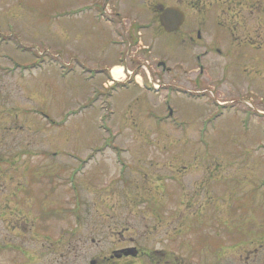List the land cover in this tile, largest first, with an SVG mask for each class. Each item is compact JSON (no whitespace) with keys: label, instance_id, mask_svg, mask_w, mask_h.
I'll return each instance as SVG.
<instances>
[{"label":"rangeland","instance_id":"1","mask_svg":"<svg viewBox=\"0 0 264 264\" xmlns=\"http://www.w3.org/2000/svg\"><path fill=\"white\" fill-rule=\"evenodd\" d=\"M106 1L121 35L141 16L150 55H126L96 17ZM127 2L0 0V264H89L134 245L243 264L239 248L264 245V0H250L248 31L207 33L209 50L234 44L228 57L200 60L176 35L154 40L155 13ZM162 53L173 70L158 79ZM140 64L144 87L106 86L112 66Z\"/></svg>","mask_w":264,"mask_h":264},{"label":"flooded vegetation","instance_id":"2","mask_svg":"<svg viewBox=\"0 0 264 264\" xmlns=\"http://www.w3.org/2000/svg\"><path fill=\"white\" fill-rule=\"evenodd\" d=\"M135 0H129L127 2L130 10L133 7ZM147 1V0H146ZM173 2L174 0H150L148 3V9L155 12V15H159L168 7H176L182 10L184 14V20L179 28V30L170 35L177 36V42L181 46L185 54H188L192 48H203L199 56H196L198 60L206 57L211 51L218 54L221 57H228L230 50L233 47V43H230L226 36L222 38H212L213 41L209 44H215L216 46L209 50L206 42L207 33L215 31L221 32L222 34L230 33L232 30V35L240 31L239 28L244 31H248L250 28L249 21L252 20L249 14L253 13V7L249 8L250 0H175V5L168 6L167 2ZM131 4V5H130ZM126 8V7H125ZM245 8V11L243 10ZM242 15L241 23L240 16ZM135 15L133 18H136ZM124 33L126 39L132 44H139L140 39L136 37L134 33L135 28L141 26L138 20H127L125 18ZM240 24V27H239ZM157 25V26H156ZM157 34L152 33V38H158L159 34H166L161 27L157 24ZM239 27V28H238ZM246 36L245 38L248 39ZM233 38L235 36L233 35ZM238 38V37H237ZM235 40H238V39ZM145 40V37L143 38ZM142 41V39H141ZM225 48L226 53L223 54L218 48ZM242 48L244 44L241 43ZM242 60L249 62V55L247 53L242 54ZM154 70L153 72L160 76L172 75L173 68L169 66L171 60L162 53L158 59H154ZM237 61L234 62L236 64ZM233 64V65H234ZM232 65V66H233ZM166 234H168L166 232ZM264 245H259L257 248H252L251 250L239 248L243 252V257L240 255V260H243L244 264H264V261L257 262L255 257L262 252ZM92 264H185L184 261L176 259L173 252H169L164 249L149 250L144 248H138L135 245L132 247H122L120 249L113 250L109 252L108 255L102 256L91 260ZM138 262V263H137Z\"/></svg>","mask_w":264,"mask_h":264},{"label":"water","instance_id":"3","mask_svg":"<svg viewBox=\"0 0 264 264\" xmlns=\"http://www.w3.org/2000/svg\"><path fill=\"white\" fill-rule=\"evenodd\" d=\"M159 23L166 32H174L182 23V14L174 8L166 9L160 15Z\"/></svg>","mask_w":264,"mask_h":264},{"label":"bare ground","instance_id":"4","mask_svg":"<svg viewBox=\"0 0 264 264\" xmlns=\"http://www.w3.org/2000/svg\"><path fill=\"white\" fill-rule=\"evenodd\" d=\"M122 71H123V70H122L121 67H114V68L112 69L111 74H112V76L114 77V79H115L116 81H117L118 78H121V76H123V75H122ZM137 80L140 81L139 78H137ZM153 86H156V84H153ZM155 88H156V89H159V86L157 85Z\"/></svg>","mask_w":264,"mask_h":264}]
</instances>
